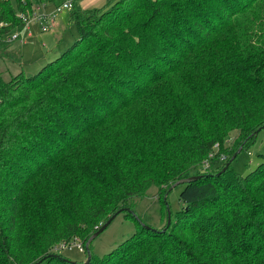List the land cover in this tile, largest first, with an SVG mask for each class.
Returning a JSON list of instances; mask_svg holds the SVG:
<instances>
[{
	"label": "trees",
	"instance_id": "trees-1",
	"mask_svg": "<svg viewBox=\"0 0 264 264\" xmlns=\"http://www.w3.org/2000/svg\"><path fill=\"white\" fill-rule=\"evenodd\" d=\"M68 1L79 39L33 76L0 74V264H82L51 255L195 176L179 238L142 226L99 261L90 244V264H264V162L220 174L264 127V0H0V49ZM216 149L226 161L191 175Z\"/></svg>",
	"mask_w": 264,
	"mask_h": 264
},
{
	"label": "rangeland",
	"instance_id": "rangeland-1",
	"mask_svg": "<svg viewBox=\"0 0 264 264\" xmlns=\"http://www.w3.org/2000/svg\"><path fill=\"white\" fill-rule=\"evenodd\" d=\"M91 1V0H90ZM110 1V0H109ZM105 4L97 8L95 5L88 4V0H80L76 3L79 10H99L112 4ZM55 6L48 5L41 7L40 10L35 9L31 17H27L25 29L15 31L13 35L19 37L12 40L10 46L0 49V54L15 53L11 57H0V74L4 80L9 81L14 76L23 73L30 77L37 74L41 69L51 61L58 58L62 53L69 49L80 37L76 25L71 21V10H64L57 15L55 25L49 20L48 15L53 12ZM108 9V8H107ZM22 54V61L20 59ZM238 134H232L229 141V148L233 147ZM219 150H215L212 159L222 158L224 154L217 155ZM264 162V130H262L255 142L247 151L241 153L232 163L235 172L244 177L255 170ZM199 172H204V168L200 166ZM183 187L174 188L167 198L166 205L162 201L163 197L158 194L156 188H152L146 197L135 201L134 211L136 221L125 218L124 213L120 214L112 224L95 240H93L91 249L93 251V260L99 261L105 255L117 248L121 243L140 232L142 226L159 229L161 233H168L172 239L179 238V235L173 230L174 225L168 227L169 212L171 214V223H176L177 215L183 207L180 201V193ZM170 228V229H169ZM163 241L162 238L156 239L155 244L159 245ZM82 245L86 252H81L78 246ZM70 246V248H69ZM56 255H61L64 259L71 262L85 264L87 259V247L81 241L76 244H68L65 248L62 246L55 251ZM153 252L150 253V256ZM84 262V263H83Z\"/></svg>",
	"mask_w": 264,
	"mask_h": 264
},
{
	"label": "water",
	"instance_id": "water-1",
	"mask_svg": "<svg viewBox=\"0 0 264 264\" xmlns=\"http://www.w3.org/2000/svg\"><path fill=\"white\" fill-rule=\"evenodd\" d=\"M262 130H264V127L263 128H261V129H259L258 131H257V134H259ZM241 151H242V148H240L239 150H238V152L234 155V157L230 160V162H228L227 164H226V166H225V168L220 172V174H222V173H224L228 168H229V166L231 165V163L235 160V158L239 155V154H241ZM198 177H191V178H188V179H185V180H182V181H179V182H177L176 184H174L171 188H170V191H172L174 188H176V187H178V186H180V185H183V184H185V183H189V182H191V181H194V180H196ZM124 212H127V213H131V214H133V215H135L136 216V214H135V212L134 211H132L131 209H122V210H120V211H118V212H116L113 216H111L110 218H109V220L106 222V223H104L101 227H100V229L96 232V233H94L92 236H91V238L89 239V241H88V243H87V245H86V247H87V260H86V262H85V264H90V262H91V259H92V252L90 251V244H92V242H93V240H95L98 236H100L111 224H112V222L120 215V214H122V213H124ZM171 214H170V212H169V222H168V227L171 225ZM51 256H53V257H59L58 255H51ZM46 258H44V259H42V260H40L39 262H37V263H35V264H41L44 260H45ZM68 261V260H67Z\"/></svg>",
	"mask_w": 264,
	"mask_h": 264
},
{
	"label": "built area",
	"instance_id": "built-area-1",
	"mask_svg": "<svg viewBox=\"0 0 264 264\" xmlns=\"http://www.w3.org/2000/svg\"><path fill=\"white\" fill-rule=\"evenodd\" d=\"M72 7H73L72 3L69 1L64 3L62 6L55 7L53 12L48 15L49 20L52 21L53 25H55L56 20H57V15L62 13L64 10H71ZM37 10H40V8H38ZM24 21H25V23L28 22L26 17H24ZM18 37H19L18 35H12L11 41L18 38ZM214 155H215L214 153H211L209 155V159L205 160L204 163L202 164V167L204 168V172L209 171L211 169V160H212V157H214ZM225 161H226V156H223L222 158H220V162H225ZM64 248H65V246H64ZM78 249L81 252H84V247L82 245H79Z\"/></svg>",
	"mask_w": 264,
	"mask_h": 264
},
{
	"label": "crops",
	"instance_id": "crops-1",
	"mask_svg": "<svg viewBox=\"0 0 264 264\" xmlns=\"http://www.w3.org/2000/svg\"><path fill=\"white\" fill-rule=\"evenodd\" d=\"M109 0H88V4L95 5L97 8H100L104 6L105 4H108ZM110 2V1H109ZM47 7V6H46ZM106 7V6H105ZM22 55V54H21Z\"/></svg>",
	"mask_w": 264,
	"mask_h": 264
}]
</instances>
